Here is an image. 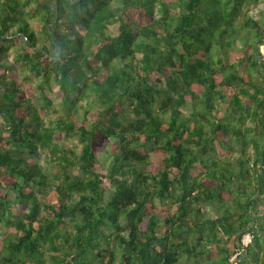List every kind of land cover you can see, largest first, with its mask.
<instances>
[{
  "label": "trees",
  "instance_id": "16d2710c",
  "mask_svg": "<svg viewBox=\"0 0 264 264\" xmlns=\"http://www.w3.org/2000/svg\"><path fill=\"white\" fill-rule=\"evenodd\" d=\"M259 1L0 0V264H264Z\"/></svg>",
  "mask_w": 264,
  "mask_h": 264
},
{
  "label": "rangeland",
  "instance_id": "374dc122",
  "mask_svg": "<svg viewBox=\"0 0 264 264\" xmlns=\"http://www.w3.org/2000/svg\"><path fill=\"white\" fill-rule=\"evenodd\" d=\"M263 9H264V1L261 0V1H259V2H257L255 4V7H254L253 11H251L250 14H251V16H253V18L260 19L262 17ZM137 26L138 25H136V24H134V26H133V32L134 33H137ZM260 49H261V46H260ZM9 60L11 62H13V54L9 56ZM30 83H31V81H27L28 85ZM35 101H36V104H39V100L38 99H35ZM55 101H56L57 104H59V99L58 98H55ZM4 126H5V121L2 118H0V135L7 137V134L5 132H3L4 129H5ZM104 187L108 190V192H110L112 190L111 184L109 182H107L106 180L104 182ZM204 212L209 217H213V218L217 217L219 215L218 205H216V204L206 205L204 207ZM250 240H251V236L249 234H246L244 236V238H243V242H244L245 245L248 244L250 242Z\"/></svg>",
  "mask_w": 264,
  "mask_h": 264
},
{
  "label": "built area",
  "instance_id": "2783aa9c",
  "mask_svg": "<svg viewBox=\"0 0 264 264\" xmlns=\"http://www.w3.org/2000/svg\"><path fill=\"white\" fill-rule=\"evenodd\" d=\"M260 58H261V61L264 62V45H262L260 49Z\"/></svg>",
  "mask_w": 264,
  "mask_h": 264
}]
</instances>
